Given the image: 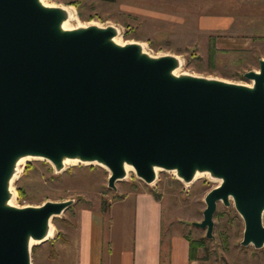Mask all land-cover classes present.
<instances>
[{"label": "water", "instance_id": "95a60500", "mask_svg": "<svg viewBox=\"0 0 264 264\" xmlns=\"http://www.w3.org/2000/svg\"><path fill=\"white\" fill-rule=\"evenodd\" d=\"M65 15L39 0H0V264H31L32 244L73 200L8 203L17 161L95 163L107 187L126 176L146 184L155 168L189 182L208 172L221 183L204 197L202 220L213 237L217 203L243 221L240 245H264V58L244 77L252 86L174 75L173 55L142 53L111 40L113 26L63 30ZM34 240L36 243H30Z\"/></svg>", "mask_w": 264, "mask_h": 264}, {"label": "rangeland", "instance_id": "374dc122", "mask_svg": "<svg viewBox=\"0 0 264 264\" xmlns=\"http://www.w3.org/2000/svg\"><path fill=\"white\" fill-rule=\"evenodd\" d=\"M46 2L51 6L71 7L75 12L70 21L73 27L113 26L118 31L120 43H139L153 56H175L181 63L177 71L180 74L251 85L244 73L258 70V60L264 58V40L258 24L262 19L254 17L256 12L264 10V0ZM230 17L237 25V32L244 34L241 37L251 39L250 44L229 46ZM252 20H256L258 26L254 31L250 28L247 31L246 25L254 23ZM215 22L217 25L222 23L224 28L216 27ZM211 44L214 45L213 52L210 51ZM21 164V172L12 182L14 206L73 200L62 214L50 221L52 238L31 245V264H61L67 254L70 255L66 264H77L76 240L81 213L106 209L110 202L119 200L114 199L115 195H121L122 199L135 194H148L159 201L164 235L175 231L190 240L204 239V244L197 248V259L205 264H264V245L258 249L252 245H240L243 221L232 203L229 206L217 203L212 238H206L204 229L191 224L202 220L204 197L219 185V180L209 175H200L186 185L172 171L157 170L154 182L146 184L130 169L122 180L115 183L113 190L107 187L109 171L95 163H69L61 171H56L53 164L40 158H28ZM131 199L129 197L128 202ZM262 220L264 223V213ZM53 251L56 255L49 258Z\"/></svg>", "mask_w": 264, "mask_h": 264}, {"label": "crops", "instance_id": "0c3cea01", "mask_svg": "<svg viewBox=\"0 0 264 264\" xmlns=\"http://www.w3.org/2000/svg\"><path fill=\"white\" fill-rule=\"evenodd\" d=\"M254 17L262 19L258 24L264 40V10L256 12ZM256 20L246 25L247 31L248 28L255 30L258 26ZM216 27L224 28L222 23ZM228 29L229 46L250 44V38H242L244 34L237 32L232 17ZM129 197L132 198L130 202ZM161 215L159 201L148 194L127 195L110 202L104 210L82 212L78 222L76 263L205 264L198 259L190 260L189 242L185 235L175 231L164 235ZM67 256L61 264H66Z\"/></svg>", "mask_w": 264, "mask_h": 264}, {"label": "bare ground", "instance_id": "6f19581e", "mask_svg": "<svg viewBox=\"0 0 264 264\" xmlns=\"http://www.w3.org/2000/svg\"><path fill=\"white\" fill-rule=\"evenodd\" d=\"M40 1V3L42 4V5H44V6H51V5H48V3L46 2V0H39ZM56 7H58V8H60L61 10H63V12H64V15H65V17H64V19H63V21H62V23H61V27H62V29L63 30H71V29H74V28H76L75 26L73 27V26H71L70 25V21L72 20V19H74V17H75V12H74V10L71 8V7H68V6H56ZM74 22V21H73ZM76 24V23H75ZM118 31H116V33H115V35L111 38V40L112 41H114L115 43H117V44H119V45H124L123 43H120L119 41H118V38H120L119 36H118V33H117ZM118 37V38H117ZM139 44V43H138ZM140 45V49H141V52L142 53H147V54H149L148 52H146V50H145V48L144 47H142V45L141 44H139ZM180 65H181V63H180V60H178V65L172 70V73L174 74V75H180V73H178L177 71H178V68L180 67ZM250 83V82H249ZM252 84H253V81H251V85H249V86H252ZM28 158H32V157H30V156H25V157H22V158H20L18 161H17V164H16V171H15V173H14V175H13V178H12V180H11V183H10V192H11V196H10V198H9V200H8V203L9 204H12V198H13V192H12V182H13V180H14V178L18 175V173L19 172H21V169L19 168V165L24 161V160H26V159H28ZM33 159V158H32ZM76 162H78L76 159H64L63 160V164H62V168H60V170L59 171H61V170H63L64 169V167L66 166V164H69V163H76ZM81 163V162H80ZM22 165V164H21ZM24 165V164H23ZM53 167L55 168V166L53 165ZM23 169V168H22ZM133 170L132 169V167L131 166H129V165H125V170H126V172L128 171V170ZM157 170H160V169H158V168H155V173L157 172ZM58 171V170H57ZM172 172L173 173H175L176 174V172H175V170H172ZM200 175H209V173L208 172H196L195 174H194V176H193V178L189 181V182H184L183 180V182L187 185V184H189V183H191L193 180H195V178L196 177H198V176H200ZM215 179H217V178H215ZM181 180V179H180ZM219 180V184L221 183V180L220 179H218ZM215 181V180H214ZM154 182V181H153ZM152 182V183H153ZM218 182V181H217ZM13 205V204H12ZM55 233V232H54ZM52 236H53V228H52V226H51V224L49 223V228H48V231H47V234H46V236H45V240H48V239H50V238H52ZM30 243H36L34 240H30Z\"/></svg>", "mask_w": 264, "mask_h": 264}, {"label": "trees", "instance_id": "16d2710c", "mask_svg": "<svg viewBox=\"0 0 264 264\" xmlns=\"http://www.w3.org/2000/svg\"><path fill=\"white\" fill-rule=\"evenodd\" d=\"M214 50V45L211 44V52H213ZM121 198V195H115L114 196V199H120ZM156 198V197H155ZM186 239L188 240L189 242V258L190 260H195L197 259V248L201 247L203 244H204V239H201V240H190L188 238V236H186ZM55 251L51 252L50 255H49V258H53L55 256Z\"/></svg>", "mask_w": 264, "mask_h": 264}]
</instances>
